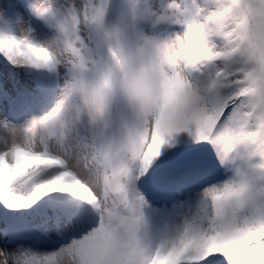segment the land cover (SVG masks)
Returning a JSON list of instances; mask_svg holds the SVG:
<instances>
[{
	"label": "snow or ice",
	"instance_id": "obj_1",
	"mask_svg": "<svg viewBox=\"0 0 264 264\" xmlns=\"http://www.w3.org/2000/svg\"><path fill=\"white\" fill-rule=\"evenodd\" d=\"M0 264H264V0H0Z\"/></svg>",
	"mask_w": 264,
	"mask_h": 264
}]
</instances>
